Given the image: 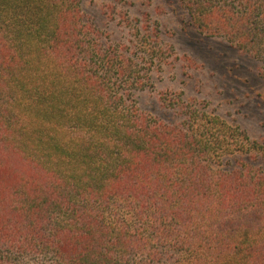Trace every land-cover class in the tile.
I'll return each mask as SVG.
<instances>
[{
	"label": "trees",
	"instance_id": "1",
	"mask_svg": "<svg viewBox=\"0 0 264 264\" xmlns=\"http://www.w3.org/2000/svg\"><path fill=\"white\" fill-rule=\"evenodd\" d=\"M179 5L264 59V0ZM153 37L104 43L81 0H0V264H264V143L191 104L143 111Z\"/></svg>",
	"mask_w": 264,
	"mask_h": 264
},
{
	"label": "rangeland",
	"instance_id": "2",
	"mask_svg": "<svg viewBox=\"0 0 264 264\" xmlns=\"http://www.w3.org/2000/svg\"><path fill=\"white\" fill-rule=\"evenodd\" d=\"M87 20L106 40L131 48L135 27L153 44L151 87L140 93L143 111L180 123L178 107L191 104L264 143V59L241 51L221 37H207L191 24L179 0H81ZM173 100L167 107L166 100ZM180 101V102H178ZM178 104V107L176 106ZM264 168V160L257 163Z\"/></svg>",
	"mask_w": 264,
	"mask_h": 264
}]
</instances>
